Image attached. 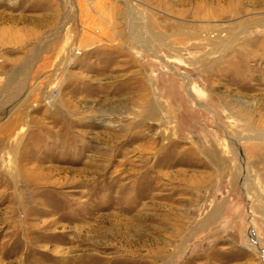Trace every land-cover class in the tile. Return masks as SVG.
<instances>
[{"label": "rangeland", "instance_id": "obj_1", "mask_svg": "<svg viewBox=\"0 0 264 264\" xmlns=\"http://www.w3.org/2000/svg\"><path fill=\"white\" fill-rule=\"evenodd\" d=\"M0 264H264V0H0Z\"/></svg>", "mask_w": 264, "mask_h": 264}]
</instances>
